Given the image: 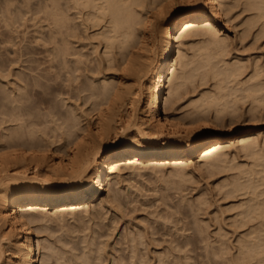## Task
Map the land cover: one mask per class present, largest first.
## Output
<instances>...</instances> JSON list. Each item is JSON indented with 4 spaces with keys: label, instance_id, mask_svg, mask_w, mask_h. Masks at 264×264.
Here are the masks:
<instances>
[{
    "label": "bare ground",
    "instance_id": "bare-ground-1",
    "mask_svg": "<svg viewBox=\"0 0 264 264\" xmlns=\"http://www.w3.org/2000/svg\"><path fill=\"white\" fill-rule=\"evenodd\" d=\"M65 1L66 3H63L62 0H44L42 2L45 15H49V18L46 15L47 25H50L49 33L46 36L47 31L44 32L43 38L47 42V46H51L45 49L52 62L48 59L43 61L51 63L54 72L53 70L51 72V68H49L50 71L46 69V74H44L47 66L43 69L41 60L36 62L38 64L41 62L36 66L38 65L44 70V76L41 73H36L35 76L32 74L34 77H30L28 72L26 75V73H17L18 71H16V75H13V79L9 81L10 89L5 90L11 104L3 106L8 109V112L3 110L4 115H7V121L3 117L4 122L7 123L9 120V123L14 121L13 123L21 124L14 129L9 127L12 130L7 129L9 130L7 134H0V240L5 239V242L10 244L8 251L4 248V242L0 241V264H35L36 241L40 250L48 251V254L46 251L43 252L41 259L42 264H47L48 258H50L51 244L46 243L47 240L44 241L40 238L36 240L35 238L36 230L38 234L42 233L44 229V224L41 226L40 222L44 223L43 221L46 219H56L61 223L69 210L72 214L81 207L83 209L86 207V210L91 207L96 209L98 204L92 205L100 199L106 180L107 184L113 187V185H117L116 181L119 180L122 172L132 175L148 167L162 168L169 164L175 166V175H181L179 173H182L181 168L185 170L186 166H192L197 162L202 164L201 167L204 166L206 169L212 170L230 160L229 157L234 147L238 152L243 151L246 155L255 156L254 165L250 164V168L242 167V172L238 173L241 176L237 174L239 177L235 176L233 180L226 183L225 187V189L227 188L224 193L225 197L234 195L236 199V196L248 195L245 202L239 203V206L236 205V208L239 207V211L234 222L237 223V227L246 228L247 233L237 239L236 248L242 256L239 259L235 258L240 260L239 264L241 260L242 264L251 261L253 264V260L254 264H264V134L255 133V129L251 125L257 115H262L258 111L263 112L264 109V67L259 63L254 65L251 63L252 71L244 76L243 73L245 74L250 63L223 59L227 54L228 46V34L223 33L230 29L233 20L231 18L238 13L234 12L240 7H242L240 10L243 13L253 11L255 15L253 19H249V24L255 23L256 20L264 19V0ZM65 5L68 12L69 10L75 12L72 11L73 17V14L66 11ZM239 13L237 15H240ZM77 17L81 18V23L87 29L98 27L100 31L95 34L102 36V39L105 40L104 54L109 65L114 66L117 56L114 54L113 48L119 49L120 56L124 55L122 58L123 73L101 78L102 80L99 82L102 87L98 90L92 89L93 95L98 100L91 94L88 96V99L91 97L90 99L93 98L97 103L96 106L93 104L95 109L99 110L103 104L106 106L105 110L104 106L102 107L101 111L104 110V112L103 114L100 112L95 131L83 127L81 129L85 130L82 133L77 132L75 124L77 113L75 115V111H73L71 120L70 118L66 120L67 117H64L65 120L62 119V123H59L60 119L57 120L58 124L52 129L54 132L58 130L61 133L58 134L57 131L56 136L53 135L54 138L50 139L46 137L49 134L47 133L48 125H45L48 120L41 121L42 118L39 119L37 115L33 117L32 114L37 113L35 109L38 104L32 105L31 98L27 94L37 95L39 93L36 88L37 84L41 88H52L53 91L54 86L52 87L50 82L57 78L53 73L63 74L64 69H67L65 75L68 79H72L71 82L75 78H79L80 65L85 63V61L82 62L81 57H85L86 60V54L83 53L82 56L84 49L81 50L80 46H74L79 37L78 30H73L74 22L72 23V20L74 21ZM261 28L264 29L263 24ZM262 32L264 30L261 31V34ZM261 34L259 33V36ZM59 35L61 36L59 37ZM46 44L43 47H46ZM71 44L73 47H70ZM74 48L81 51L78 52L80 56L77 55V50ZM71 49L75 51L76 56L74 53V61L72 60L74 64L69 62L68 66L66 55L72 52ZM96 50L97 46H94L92 52ZM145 50L154 53V57H151L153 60L150 59L148 65L146 64L148 60L145 59ZM87 56L90 58L89 54ZM102 57L104 58L101 56L100 59ZM102 60H97V65L99 64V67H96L98 68L97 73L98 71L102 73L100 66ZM32 62L35 66L33 60ZM221 62L223 63L220 64ZM1 63L3 66L2 60ZM28 67L30 69L33 66L27 65ZM146 67L147 69H145ZM0 68L2 69L1 66ZM100 68L101 70H99ZM33 70L29 71L32 73ZM90 71L88 72L92 73ZM93 72L96 74V70ZM10 74L12 76V73ZM133 74L137 75L138 80L142 79L139 82L140 85H130L129 81ZM211 75L216 79L220 78L216 83L218 91L201 92L196 97L185 100L188 94V90L185 89L189 82H195L197 77L204 81ZM242 75L244 77H241ZM36 77L39 79L45 77L46 83H41L42 80L39 81ZM68 82L72 85L69 80ZM0 88L2 92L5 89V87L2 89V85ZM167 88L168 92L164 98ZM7 98L5 99L7 100ZM126 99H129L128 101L131 103L132 118L130 121L132 123H129V119H127L128 122L124 121V117H120L122 118L120 120L116 119L119 114L116 105ZM240 102L248 105L249 113H245V117H243L244 121L247 120L244 125L239 122L244 115L242 112L244 108L241 109ZM114 109L117 110L116 113L113 111ZM239 109L242 110V113ZM39 113L37 114L40 116ZM2 115L3 113H0L1 117ZM61 118H63L62 115ZM72 119L74 123L71 122ZM23 122L26 124L24 125ZM44 122L46 123L44 124ZM78 124L80 125V123ZM78 130L80 129L78 128ZM190 136L189 142L184 141L186 137ZM118 140L122 142L118 143ZM197 156H199V160L196 162ZM113 181L116 184H113ZM115 188H109L111 193L109 190L108 196L112 203L116 202L117 206V202H122L117 196V192L120 193V188ZM103 201L101 200L102 203ZM101 206L103 207V205ZM40 226L42 230H39ZM198 226L197 223L196 227L199 228ZM8 228V233H4V230ZM200 231L203 234V230L198 232ZM226 238L228 237L226 236ZM136 239L133 237L132 243H135ZM226 241L228 240L226 239ZM131 244L130 253H132L133 261L138 247L136 248V244ZM178 247H180L179 244ZM212 247L211 249H213ZM219 247L221 250L218 249V251L221 252L227 248L225 243L222 245V242ZM229 250L228 248L227 252ZM177 254L180 255V253ZM87 255L89 258L88 253ZM164 256L165 254L162 257ZM169 257L166 258L169 259ZM173 259L175 258L173 257ZM206 259L209 261L208 257ZM160 261L162 264H166V262L168 264L169 260L163 261L162 259ZM119 262L121 263V261ZM140 262V264L144 263ZM132 264L139 263L133 261ZM175 264L182 263L176 260Z\"/></svg>",
    "mask_w": 264,
    "mask_h": 264
},
{
    "label": "rangeland",
    "instance_id": "rangeland-1",
    "mask_svg": "<svg viewBox=\"0 0 264 264\" xmlns=\"http://www.w3.org/2000/svg\"><path fill=\"white\" fill-rule=\"evenodd\" d=\"M62 1L63 3H66L65 0ZM42 2H44V0H0V61L2 60V62L4 63L3 66L2 63L0 64V66L2 67V69L0 68V87L1 85L2 89H4L5 87L4 91H8L10 89L11 84H9V81L13 79V75H16V71H18L17 73H26V75L28 72L30 77H34L36 73H41V75H43L44 70H42L41 67H43L44 69V67L47 66V68H45L44 74H46V69L50 71L49 68H51V63L49 64V62L46 63L45 61H43L45 59H48L50 61L51 57L50 55H48L49 53H46L48 51L45 48L51 46H47V42H45L43 38L44 32L47 31L46 36L47 33H49L48 28H50V25H47L48 19H46V15L48 14L45 15V11L42 9L44 3L42 4ZM65 8L68 12L67 6ZM241 8L242 7L237 8V10L234 12H240V15H237V13L231 18V20H233L231 21L232 25H230V29L223 33L228 34V46L226 51L227 54L223 57V59L227 61L241 60L247 62V64L250 63V65H248V69H246L245 71V74L243 73V75L245 76L252 71L253 66H251V63L252 65H254L255 63H259L264 67V32H262L261 34V31L264 30L261 28L262 24L264 26V19H261L259 21L256 20L255 23L249 24V19H253L255 13L253 11L252 12L254 14L251 11L243 13L242 10H240ZM72 11L69 10L68 13H75L74 11L72 13ZM73 16L74 14L72 15V17ZM47 18H49V15L47 16ZM80 19L81 18L77 17L74 21L72 20V23L74 22L73 30H78L79 37V40L75 42L77 45L74 43L73 44L75 47L80 46L81 50L84 49L81 54L82 56L83 53L86 54V60L85 57H81L83 59H81L82 62L85 61V63H80L81 69L79 70V78H75V80L73 79L74 81L71 82L72 79H68L67 75H65L67 69H64L63 74L59 73L58 70L55 69V71L58 72L59 77L56 72L53 73L54 76L56 75L57 77L55 81L53 80L54 82H50V84L52 83L51 86H54L53 91L52 88H41V86L39 87V84H37L36 88L39 90V93L37 95L32 94L33 97L27 94V96H30L31 98L30 103L32 105L38 104L35 111L37 110V113L40 112V116L42 113V116L40 117L34 111L35 114H32L34 115L33 117L37 115L39 119L42 118L41 121L48 120L47 123L44 122V124L46 123L45 125H48L47 133L49 134L46 137L50 139L54 138L53 135L56 136L55 134H57L58 130L54 132V130L52 129L55 128V126L58 124L57 120H61L59 121V123H62V121L65 120L64 117H67L66 120H68L69 118L71 120V117L73 118V111H75V115L77 113V115L75 116L77 132L80 131L79 133H82L85 130L81 129L83 127H86V129L91 128L93 131H95L96 123L100 118V112H102V107L104 106V109L106 106L104 104L103 106L101 105L102 107L99 108L100 111L97 110L98 108L95 109L93 107V104H95L96 106L97 103H95V100L93 98L90 99L91 97H89L88 99V96L90 94L92 95V97L94 96V91L92 90L93 88H96L98 90L102 87V85L100 86L101 82H99L102 80L101 78L107 76L111 77L112 75L123 73L122 58H124V55L122 54L120 56L119 49L115 48L117 50L116 51L113 48L112 50L114 54L117 55H115L117 61L114 58V66L112 67L111 64L109 65L105 60L104 54L105 40L102 39V36L95 34L100 30H98V27H89L87 29L86 26L81 23ZM49 22H51L50 19ZM259 33L261 34V36H259ZM60 36L61 35H59V37ZM42 43H44L43 45L46 44V47H43ZM73 44H71L72 46L70 47H73ZM94 46H97V50L92 52V50H94ZM76 50L77 53L80 51L78 49ZM71 51L72 56L69 52L66 55V57H68V60L65 57L67 65L69 62L71 63L74 58L73 54L75 53V51L72 49ZM94 52H97L98 54H94ZM88 54L90 55V58L89 56H87ZM145 54V59L148 60V62H146V60L144 61L147 64L149 63L154 53L150 50H145ZM77 55L80 56L79 53ZM101 56H104V58L102 57L103 60L100 59ZM34 59H37L38 61H35ZM27 60L31 61L29 62ZM32 60L34 61L35 66L36 64H38L36 62H39L41 60L43 61V65L41 64V67H38V65L41 63L40 62L35 67L34 64H32ZM97 60H102L100 66L103 71L101 70V68L99 69L102 73H100V71H98L97 73L98 68L96 67H99V64L97 65ZM152 60L153 59H151V61ZM50 62H52V60ZM119 62L122 64V66ZM222 63L223 62H221L220 64ZM71 64H74V62H72ZM27 65H32L33 67H30V69L32 70L34 68L36 69L33 70L34 73H31V71H29L30 69L29 67L27 68ZM104 66L107 67L105 68ZM147 67L145 69H147ZM52 70L53 69L51 68V72ZM94 70H96L97 76L96 74H94ZM88 71L92 72L93 74L89 73ZM10 73H12V76ZM243 75L241 77H244ZM138 76L140 78V75ZM88 77H90V79H88ZM41 78L42 77H40V79L37 78V80L39 79V81H43H41V83H46L44 79L45 77L42 79ZM218 78L216 79L211 75L208 76V79L205 78L206 80L204 79V81H202L200 77H197L195 79V82H189L188 85H186L185 89L188 90V94L186 95L185 100L192 99L194 98V96L196 97L201 92H214V90L216 91L218 86V84L216 83L220 80V78ZM68 80L72 83V85L68 82ZM141 80L142 79L138 80L137 75L133 74L129 82L130 85L133 84L135 86L140 85L139 82H141ZM94 81L96 83H93ZM4 91L2 92L0 88V109L2 110H0V113H3L2 117L0 116V122L2 121L3 117H5L4 119L7 121V115H4V111L8 112V109L5 107L8 105L10 106L11 104L10 99L7 98L6 91L5 93ZM167 92L168 88L164 93V98L167 95ZM3 95L4 97H2ZM5 98L9 100L7 101ZM94 98L98 100V98H96L95 96ZM34 100H36L37 102ZM128 100L129 99H126L123 102H120L121 105L119 102L117 103L116 109H118L119 114L117 115V117H115L117 120H120L124 117L123 120L128 122L127 119H129L130 123V120L132 118V115L130 114L132 112V107L130 105V101ZM3 103L6 105H4ZM242 103L243 102H240V106L242 105L241 109H244L243 111L240 109L239 110L240 112L242 111L244 115L241 117L242 119H240L239 122L241 123V125H244V122H246L247 120L244 121L243 117H245V113L248 114L249 111L247 108L248 105ZM38 107H40L39 110ZM70 111L71 113H69ZM113 111L115 113L117 112V110L115 109ZM258 112L259 114L261 112L262 115H257V118H254V120L251 122V125H253L252 127L255 129V133L257 132L258 134H264V109L263 112ZM60 114L63 118H61ZM4 119L0 124V134L2 133V135H4L5 133L7 134L9 133V130H12L9 127H12L14 129L17 128L19 124H21L19 122L13 123L14 121H11L12 123H9V120L6 123L4 122ZM73 121L74 120L72 119L71 122ZM250 121L251 120L249 119L248 122L250 123ZM23 123L24 125L26 124V122ZM78 123H80L81 126ZM77 124L79 125V127ZM78 128L80 130H78ZM51 131H53V133H51ZM59 132L61 133V131H58V134H60ZM190 138L191 136L186 137L184 141L189 142ZM117 142L121 143L122 141L118 140ZM234 148L233 152L231 153L232 155L230 154V160L227 161L226 164L223 163L221 166L214 167V169L212 170L206 169V167L204 166L201 167L202 164H199L197 162L199 160V156H197V164H194L192 166L188 165L186 166L187 168L185 170L181 168L184 177L182 176L181 172H179L181 175H175V166L169 164L166 166H162V168L148 167L139 171L140 175L138 172L132 175L131 173L122 172L119 176V180L116 181L114 179L117 182V185H113V187H111V185L109 186L106 180V185L101 193L100 199H98V202L96 201V203L92 205L95 206V204H98L95 207L96 209L91 207V209L86 210V207H84V209L83 207H81V209L79 208L80 210H76L77 213L75 211L74 213L72 212V214L69 210L65 214L61 223L59 221L57 222L56 219H46V221H43L44 223H42V221L40 222L41 226L44 224V229L42 230V227L40 226L41 229L39 230H42L43 232L38 233V235L36 230L35 238L36 240L37 238L43 239L44 241L47 240L46 243L48 242L51 244V250L49 251L50 258H48L49 260L47 261V264H94L96 261V264H123L124 262V264H132L133 261L135 263H137L138 261L139 264L141 263L140 261H143V264H162L160 261L162 259L163 261L169 260L170 263L168 261V264H175L176 260L181 261L182 264H185L186 262V264H188L190 260L191 264H193V262L197 264H203V262L204 264H239L240 260L238 261V259L239 257L241 258L242 255H240L236 248V246L238 245L237 239L241 235L245 236V234L247 233V229L244 227H237V223L234 222V218L237 217L236 214L239 211V207L236 208V205L239 206V203L245 202L248 195H239V197L236 196L235 199L234 195L225 197L224 193L227 191V188L225 189L227 185L226 183L233 180L235 176H241L238 173H240V171L242 172V167H249L250 164L254 165L253 160L255 162V156L251 157L252 155H246L243 151L238 152ZM181 169L179 170L181 171ZM116 182L114 183L113 181V184H116ZM223 182L225 183V185ZM115 187L120 188V193L118 191L117 196L120 199L119 201L122 202H117V206L116 202L112 203L111 198L108 196L109 190L111 193V189L109 188ZM121 189L123 192L121 191ZM101 200H104L103 203L101 202ZM101 205H103V207ZM175 211L177 214L175 213ZM197 223L199 224L198 227L200 229L196 227ZM199 230H203L204 235L202 234V231L198 232ZM223 230L224 232L226 231L225 234ZM8 231L9 228L4 230V233H8ZM221 232L223 236L221 235ZM226 236L228 238H226ZM133 237L138 239H136L135 243H132ZM141 239L142 241H140V243L139 240ZM226 239L228 241H226ZM3 240L0 241L2 243L4 242V248L9 251L10 244L6 243L5 239ZM130 241L132 244H136V248L138 247L136 249V252L137 250L138 252L135 253L136 255H138H135L133 261L131 259L132 253H130ZM219 241L220 244L222 242V245H224L225 243L227 247L226 250H224V248L222 252L218 251V249H220ZM50 244L48 245L50 246ZM178 244L180 245V247H178ZM211 247L213 249H211ZM228 248L230 250L227 252ZM42 250L37 247L36 241L35 264H42V255L43 252L45 253L46 251ZM46 252L48 254V251ZM87 253L89 254V258ZM177 253H180V255ZM164 254L165 256L162 257ZM121 256L123 258L122 260ZM93 257L96 259V261ZM166 257H169V259ZM173 257L176 260L173 259ZM207 257L209 258V261H207ZM235 257H237L238 259ZM130 259L132 262L130 261ZM204 259L205 261H203ZM119 261H121V263ZM251 262H247L245 264H251ZM240 264H242V260Z\"/></svg>",
    "mask_w": 264,
    "mask_h": 264
}]
</instances>
